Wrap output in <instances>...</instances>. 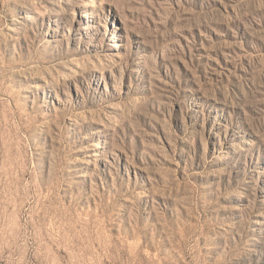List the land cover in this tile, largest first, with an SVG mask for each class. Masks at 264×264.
I'll return each mask as SVG.
<instances>
[{
	"label": "rangeland",
	"instance_id": "1",
	"mask_svg": "<svg viewBox=\"0 0 264 264\" xmlns=\"http://www.w3.org/2000/svg\"><path fill=\"white\" fill-rule=\"evenodd\" d=\"M0 264H264V0H0Z\"/></svg>",
	"mask_w": 264,
	"mask_h": 264
}]
</instances>
